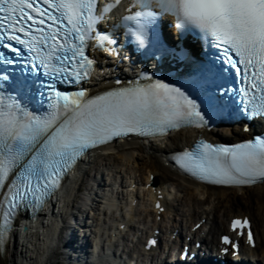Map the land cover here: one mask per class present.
Segmentation results:
<instances>
[{"label": "snow or ice", "instance_id": "obj_1", "mask_svg": "<svg viewBox=\"0 0 264 264\" xmlns=\"http://www.w3.org/2000/svg\"><path fill=\"white\" fill-rule=\"evenodd\" d=\"M120 5L121 0H0V46L19 57L12 42L22 45L33 67L38 63L45 75L53 76L48 110L42 115L29 112L14 92L0 90V252L20 210L44 203L87 149L130 134L150 137L182 126H207L206 117L222 106L218 93L228 91L218 83L225 73H243L240 100H232L236 111L243 105L249 118L264 117V0H129L121 24L113 28L122 27L138 51L189 56L164 43L159 23L167 15L181 37L193 35L222 55L209 58L205 53L204 59L193 60L197 76L188 86L141 72L136 81H116V87L99 94L89 95L85 88L58 91L55 79L61 74V82L70 84L91 76L94 60L85 51L90 40H96L93 47L106 42L115 51L117 41L99 28V21ZM0 61L13 63L3 52ZM8 79L0 75V80ZM174 159L183 171L212 184L264 182L262 137L235 144L197 139ZM247 225V219H233L230 226L235 231ZM248 240L252 242L250 231ZM221 241L236 247L227 235Z\"/></svg>", "mask_w": 264, "mask_h": 264}, {"label": "bare ground", "instance_id": "obj_2", "mask_svg": "<svg viewBox=\"0 0 264 264\" xmlns=\"http://www.w3.org/2000/svg\"><path fill=\"white\" fill-rule=\"evenodd\" d=\"M195 132L196 131L193 130H182L174 134L167 142L160 141L149 145H145L143 142L136 140L120 142L118 144L109 145L103 148L101 152L95 154L94 159L97 161H103L115 155L114 157L117 158V161L121 159L122 164L124 166L127 165L125 172L127 171L128 175L133 174L136 178L137 174H139L138 179L141 180L137 181L142 182L139 187V195L142 194V200L140 199L138 203L140 206L136 205L134 207L128 203L125 206H121V210L124 211L123 215L126 216L125 219L122 220V218H117V220L111 224L110 229L105 231L104 237L108 236L106 240L112 242L113 239H111L112 236H110V233L112 229H114V233L116 234L115 240L121 238L124 241L125 237L130 238L132 232L135 231L136 228L141 231L146 229L152 231L162 222L165 228L170 225L172 226V231H175L181 222L192 227L202 218H206L207 222L201 229L208 230L205 244L209 247L211 244L218 242L219 234L222 232L223 226L226 225V221L230 217L249 214L254 223L253 227L258 242L255 250L257 255L261 257V260L264 261V183L254 185L243 191H239L238 189L207 187L179 175L164 162L162 157L164 153H169L174 149H179L185 144L190 143L195 136L205 135ZM124 161H126V163ZM132 161L134 163L133 166L129 165ZM97 171L100 172L99 170ZM119 172L120 171H118L117 174ZM152 176H154V183L158 181V188L161 187L164 194L153 192ZM84 177L83 175V179ZM120 178V181L116 180V183L113 184L112 191H109L112 195H109V192L108 194L105 193L107 195L105 198L109 206L110 204L116 205L117 198L125 200L127 197H130L132 202L135 195L138 193V189L136 190V188L130 185L132 182L127 185L128 187L131 186L129 190L125 189L124 191L123 188V190L119 189V191L117 187L128 188L124 185L126 183L124 176H120ZM151 183L152 185L148 187ZM74 185L75 183H73V186ZM99 185L101 184L99 183ZM70 188L71 184L68 185V191H70ZM109 188L111 187L109 186ZM173 188H178V191L174 195L173 201L169 202L165 194L168 192L172 193ZM72 192L74 193V188L70 194ZM74 195H77V193H74ZM72 196L66 195L64 199L67 203L66 206L72 202L70 201ZM156 200H160L165 208V211L160 213V215L153 206ZM125 202H127V200ZM125 202H122L120 205H123ZM159 217H161V220H158ZM96 221L100 220L97 219ZM119 222L124 223L127 230L120 231L117 228V225H120ZM55 237V240L60 241V233L55 235ZM46 243L47 246H44V250H46L43 251L45 254L44 257L50 260L54 250H50V246L48 245L51 241L47 239ZM134 245L137 248L139 242H136ZM20 249V244H10L8 248H6V251L0 254V264H18L17 256ZM40 256H43V253H40L37 259ZM30 263L32 264V262ZM49 263L58 264L57 262L53 263L51 261Z\"/></svg>", "mask_w": 264, "mask_h": 264}, {"label": "rangeland", "instance_id": "obj_3", "mask_svg": "<svg viewBox=\"0 0 264 264\" xmlns=\"http://www.w3.org/2000/svg\"><path fill=\"white\" fill-rule=\"evenodd\" d=\"M114 156L108 157V159L103 160V161L102 160L101 161L96 160L93 163V169L91 172L92 176L95 174V172H97L98 180H100L102 182V185H100V187L98 188V191L102 192L104 194V196H106V197H107V195L105 193L108 194L109 191H112L113 184L116 183V180L120 181V179H121L120 176H124V180L126 181V183L124 185L127 186L128 178L130 175V174L128 175L127 171L125 172V170L127 169V165L124 166L122 164V160L120 159L119 160L120 162H119L116 160L117 158ZM124 162L126 163V161H124ZM133 164H134L133 161H132V163L131 162L129 163V165H131V166H133ZM97 170H99L100 172H98ZM118 171H120V172L117 174ZM137 177L139 178V174H137ZM109 186L111 188H109ZM106 187H108V188H106ZM120 188H124V187H120ZM110 193L111 192H109V195H110ZM97 199H102V198H101V196H97ZM104 200H106V198H104ZM98 205H101V202H97L96 206H98ZM99 212H100V210H99ZM106 219H107V221L111 220V218H109V216ZM50 261H52L54 263L56 261V259L53 260L50 257L49 262Z\"/></svg>", "mask_w": 264, "mask_h": 264}]
</instances>
